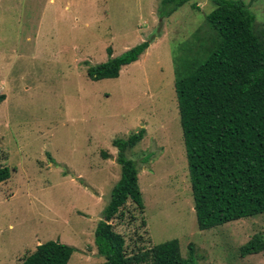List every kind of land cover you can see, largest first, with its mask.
<instances>
[{
  "label": "rangeland",
  "instance_id": "rangeland-1",
  "mask_svg": "<svg viewBox=\"0 0 264 264\" xmlns=\"http://www.w3.org/2000/svg\"><path fill=\"white\" fill-rule=\"evenodd\" d=\"M241 1L264 29V0ZM159 6L0 0V164L10 171L0 183V264H18L47 240L76 248L67 264L104 261L94 231L120 176L112 140L141 127L143 138L126 156L138 170L143 209L128 200L110 221L126 251L175 238L183 258L193 247L194 264H264V250L239 254L252 235L264 234V213L200 230L193 208L174 56L195 35L206 38L213 4L189 0L167 17ZM148 39L117 77L87 76L89 65L107 59L108 46L117 56Z\"/></svg>",
  "mask_w": 264,
  "mask_h": 264
},
{
  "label": "trees",
  "instance_id": "trees-1",
  "mask_svg": "<svg viewBox=\"0 0 264 264\" xmlns=\"http://www.w3.org/2000/svg\"><path fill=\"white\" fill-rule=\"evenodd\" d=\"M188 1L160 0L158 14L167 17ZM209 1L213 8L205 16L206 38L195 35L196 42L189 40L193 43L186 52L174 56V90L200 230L264 213V29L256 28L255 16L243 1ZM151 41L137 43L117 56L108 46L107 59L89 65L87 76L92 80L117 77ZM3 99L0 95V102ZM144 133L141 127L126 138L112 140L120 176L94 231V244L104 257L97 264H194L193 247L189 245L183 258L175 238L127 252L124 237L110 223L128 200L143 209L138 170L126 150ZM101 154L108 157L106 152ZM9 177L8 167L0 164V183ZM75 250L59 240H47L18 264H67ZM263 250L264 234L256 233L239 247V254Z\"/></svg>",
  "mask_w": 264,
  "mask_h": 264
}]
</instances>
